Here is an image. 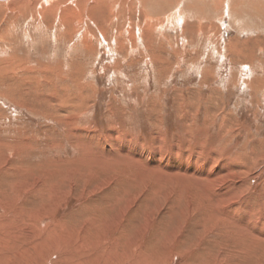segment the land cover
<instances>
[{
  "label": "rangeland",
  "instance_id": "1",
  "mask_svg": "<svg viewBox=\"0 0 264 264\" xmlns=\"http://www.w3.org/2000/svg\"><path fill=\"white\" fill-rule=\"evenodd\" d=\"M0 256L264 264V0L0 1Z\"/></svg>",
  "mask_w": 264,
  "mask_h": 264
},
{
  "label": "bare ground",
  "instance_id": "2",
  "mask_svg": "<svg viewBox=\"0 0 264 264\" xmlns=\"http://www.w3.org/2000/svg\"><path fill=\"white\" fill-rule=\"evenodd\" d=\"M0 1H2V0H0ZM6 2H7V1H6ZM90 2H91V1H90ZM45 3H46V2H45ZM55 7H56V6H55ZM94 8H96V6H95ZM113 8H114V6H113ZM56 9H57V8H56ZM115 9H117V6L115 7ZM87 10H88V12H90V10H93V7H89V8H87ZM96 10H97V9H96ZM109 12H110V11H109ZM84 14H85V13H84ZM169 14H170V13H169ZM117 16H118L117 13H114V14H113V13L110 12V13L108 14V18H107V20H104V21H103V22H104L103 24H106V21H107L108 23H109V22H112V20L114 19V17H117ZM133 17H134V16H133ZM33 19H34V18H33ZM160 23H161V22H160ZM68 24H69V23H68ZM109 24H110V23H109ZM106 26H107V25H106ZM157 27H158V26H157ZM156 29H159V27L156 28ZM85 30H86L85 33H84V32H83V33H84L85 37H87V35L89 34L88 31H90V30L87 31V28H86ZM159 30H160V29H159ZM103 31H104V30H103ZM103 31H102V29H101V33H104ZM161 32H162V31H161ZM93 36H94V35H93ZM85 37L83 38V39H84V40H83L84 43L87 42V41H86L87 38H85ZM50 38H51V37H50ZM160 38H161V37H160ZM90 39H91V38H90ZM103 39H104V38H103ZM32 42H33V41H32ZM29 44H30V43H29ZM85 44H86V43H85ZM110 44H111V43H110ZM86 45H87V44H86ZM86 45H85V46H86ZM87 46H88V45H87ZM88 49H89V48H88ZM178 165H179V164H178ZM179 166H180V165H179ZM203 170H204V169H203ZM205 171H206V170H205ZM198 173H199V172H198ZM200 175H201V174H200ZM228 198H229V197H228ZM231 200H232V199H231ZM231 202H232V201H231ZM12 220H13V219H12ZM69 251H70V250H69ZM0 257H1V256H0ZM72 258H73V257H72ZM87 258H88V257H87ZM5 259L7 260V259H8V256H6V257L3 256V257H1V260H5ZM107 259H108V258H107ZM0 263H1V262H0ZM46 263H47V262H46ZM103 263H104V262H103ZM48 264H49V263H48Z\"/></svg>",
  "mask_w": 264,
  "mask_h": 264
}]
</instances>
